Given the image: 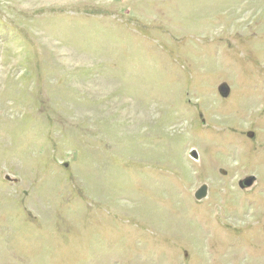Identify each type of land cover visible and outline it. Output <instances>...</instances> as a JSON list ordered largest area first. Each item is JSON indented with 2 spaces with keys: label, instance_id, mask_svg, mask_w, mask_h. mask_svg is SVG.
Returning <instances> with one entry per match:
<instances>
[{
  "label": "rangeland",
  "instance_id": "374dc122",
  "mask_svg": "<svg viewBox=\"0 0 264 264\" xmlns=\"http://www.w3.org/2000/svg\"><path fill=\"white\" fill-rule=\"evenodd\" d=\"M0 264H264V0H0Z\"/></svg>",
  "mask_w": 264,
  "mask_h": 264
},
{
  "label": "water",
  "instance_id": "95a60500",
  "mask_svg": "<svg viewBox=\"0 0 264 264\" xmlns=\"http://www.w3.org/2000/svg\"><path fill=\"white\" fill-rule=\"evenodd\" d=\"M219 93L221 94V96H223L224 98H227L230 94V88L226 85V84H222L220 87H219ZM249 137L250 138H253L254 137V134L251 132L249 134ZM191 157L195 160L198 159V153L193 150L191 152ZM67 166V165H66ZM252 181L253 179H249V180H245V181H242L240 183V186L242 188H247V187H250L251 184H252ZM208 193H209V188L206 184L202 185L196 192H195V199L197 201H202L204 200L205 198L208 197Z\"/></svg>",
  "mask_w": 264,
  "mask_h": 264
},
{
  "label": "bare ground",
  "instance_id": "6f19581e",
  "mask_svg": "<svg viewBox=\"0 0 264 264\" xmlns=\"http://www.w3.org/2000/svg\"><path fill=\"white\" fill-rule=\"evenodd\" d=\"M216 239V238H215ZM214 243H222V241H221V239H217ZM245 252H246V250L244 249V250H241V249H235V250H230V251H225V250H222L221 252H218V253H213L214 255V257L215 258H217V260L220 262L221 260H224V261H227L228 259H230V261H232V262H235V263H237L238 262V260H243L242 259V256H244L245 255ZM225 254H227L228 255V258L226 259L224 256H222V255H225ZM223 258H225V259H223ZM230 261H228V262H230Z\"/></svg>",
  "mask_w": 264,
  "mask_h": 264
}]
</instances>
